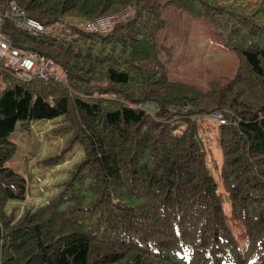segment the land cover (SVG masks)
<instances>
[{
    "label": "trees",
    "instance_id": "16d2710c",
    "mask_svg": "<svg viewBox=\"0 0 264 264\" xmlns=\"http://www.w3.org/2000/svg\"><path fill=\"white\" fill-rule=\"evenodd\" d=\"M7 1L10 43L65 76L22 79L0 59V264H264V0H13L42 32L16 27ZM125 9L106 31L82 27ZM224 53L230 76L211 60ZM188 67L202 83L174 77ZM215 111L229 215L206 162ZM57 116L81 158L54 196L20 207L29 176L7 164L11 134Z\"/></svg>",
    "mask_w": 264,
    "mask_h": 264
},
{
    "label": "rangeland",
    "instance_id": "374dc122",
    "mask_svg": "<svg viewBox=\"0 0 264 264\" xmlns=\"http://www.w3.org/2000/svg\"><path fill=\"white\" fill-rule=\"evenodd\" d=\"M259 3H264V1H259ZM191 35L197 36V33L194 31ZM177 52L178 47L175 48L172 58L175 57ZM211 60L214 61L218 67H225L218 70L221 71L219 73H229V76L232 75L237 64L235 56H230L228 53H224V57H214L213 59L211 57ZM167 67L170 68L169 65H167ZM174 70L180 72L179 64H176ZM205 71L206 70H203L202 72L204 73ZM197 73V67H188L185 73H174V77L190 81L193 84L202 83L203 78L197 79L195 76ZM143 107L148 110L154 108L150 102L143 103ZM204 119L205 123H203V125L206 129L204 131V141L207 149L206 162L218 183L217 190L224 198L223 205L225 212L229 215V203L226 201V196L219 179L223 154L215 138V122L217 123V121L210 115H204ZM60 123H62L61 116L40 119L33 121L29 129L20 130L15 126L11 134L12 141L16 145V150L7 164L22 173H24V169H26L27 175L29 176L27 181L29 195L27 194L24 201L19 202L20 207L26 204V202L32 204V206H36L54 196L57 191L56 187H58L55 186V184H59L61 180L66 178L69 174L71 165L81 158L82 151L79 143L74 142L71 146H66L69 139L68 131L58 130L57 132H53L51 130L52 127ZM60 151H62L63 156L62 162H58L55 165H46L44 163L43 158L59 154ZM228 218L231 217L228 216ZM230 224L233 229L237 228L232 220H230ZM241 245L244 244L241 243Z\"/></svg>",
    "mask_w": 264,
    "mask_h": 264
},
{
    "label": "built area",
    "instance_id": "2783aa9c",
    "mask_svg": "<svg viewBox=\"0 0 264 264\" xmlns=\"http://www.w3.org/2000/svg\"><path fill=\"white\" fill-rule=\"evenodd\" d=\"M6 6V15L16 27L29 32L43 31V25L39 21L27 16L15 1H7ZM128 13L127 9L122 13H106L84 21L82 27L88 32H103L125 15H128ZM2 18L3 15L0 13V59H4L12 67L14 74L22 79H29L31 76H36L40 79L56 76L59 79H63L64 73L56 72L51 58H40L33 51H21L13 46L9 38L1 30ZM210 116L220 123L226 122V119L219 111L211 113Z\"/></svg>",
    "mask_w": 264,
    "mask_h": 264
}]
</instances>
